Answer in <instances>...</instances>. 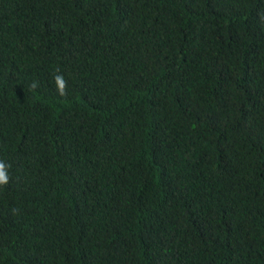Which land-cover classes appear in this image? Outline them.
I'll return each mask as SVG.
<instances>
[{
	"label": "trees",
	"instance_id": "1",
	"mask_svg": "<svg viewBox=\"0 0 264 264\" xmlns=\"http://www.w3.org/2000/svg\"><path fill=\"white\" fill-rule=\"evenodd\" d=\"M0 161V264H264V0H0Z\"/></svg>",
	"mask_w": 264,
	"mask_h": 264
},
{
	"label": "clouds",
	"instance_id": "2",
	"mask_svg": "<svg viewBox=\"0 0 264 264\" xmlns=\"http://www.w3.org/2000/svg\"><path fill=\"white\" fill-rule=\"evenodd\" d=\"M54 82L56 84L57 93L60 97H65L67 95V81L64 79L62 74H59V70L57 69V74L54 76ZM37 82H33L30 87L36 88ZM10 165L5 164L3 161H0V186H5L9 181L8 168Z\"/></svg>",
	"mask_w": 264,
	"mask_h": 264
}]
</instances>
